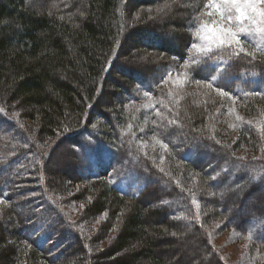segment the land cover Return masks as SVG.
Returning a JSON list of instances; mask_svg holds the SVG:
<instances>
[{"label":"trees","instance_id":"1","mask_svg":"<svg viewBox=\"0 0 264 264\" xmlns=\"http://www.w3.org/2000/svg\"><path fill=\"white\" fill-rule=\"evenodd\" d=\"M52 1L0 0V121L8 128L0 132V264H172L160 253L164 242L185 232L211 253L194 201L207 220L248 237L264 262V158L237 153L264 146V45L189 50L198 40L192 24L207 18L204 0L194 1L185 25L158 23L162 0H58L50 8ZM170 26L177 48L159 36ZM156 36L162 41L152 42ZM127 44L144 51L140 62ZM181 67L189 83L163 82L185 74ZM143 94L152 102L135 105ZM233 98L239 115L223 113ZM55 134L36 152L31 140ZM60 143L85 170L68 178L79 186L72 199L84 203L78 220L51 194L62 183L52 189L38 165ZM102 214L98 232L85 236L81 225ZM113 230L107 246L92 251Z\"/></svg>","mask_w":264,"mask_h":264},{"label":"rangeland","instance_id":"2","mask_svg":"<svg viewBox=\"0 0 264 264\" xmlns=\"http://www.w3.org/2000/svg\"><path fill=\"white\" fill-rule=\"evenodd\" d=\"M58 0H53L51 5L49 6L54 7L56 5V2ZM164 1V2H163ZM195 0H162L160 2V5H158V8L156 10V19L159 24L163 22H173L175 18L180 19L183 23L186 21L185 14L186 12L192 11V7L194 5ZM204 3L207 5V18H203V21H201L200 25L198 24L195 26V23L192 24V29H190V32L194 33V35L198 38L197 42H190L191 44L195 43L198 48L201 49H218L221 51V54L228 51L230 48H235L237 51L242 50H257L259 46L264 45V35L256 34L255 28L252 29L251 33L241 34L240 43H236L233 41L230 45L225 44L223 46L219 45L218 39L216 37L218 36V32L213 29V24H215V28L218 29L221 25H227L228 22L223 17H221L217 11H216V5L213 4L212 0H204ZM63 7H67V2H64L62 5ZM211 13V15H209ZM204 17V15H203ZM204 19H206L204 21ZM184 23V25H185ZM169 24V23H168ZM167 24V25H168ZM250 22L244 21L239 27H244L247 29L249 27ZM233 30H236L237 26L235 24L232 25ZM178 33V30L170 26L167 28L165 32L160 33V37H162L165 41L170 43L173 48H177V38L176 35ZM154 37L151 39V41L157 43L158 41H162L160 37ZM139 40L141 41V36H139ZM126 46H131L127 44ZM189 46V47H190ZM251 48H250V47ZM132 48V46H131ZM242 49V50H241ZM193 51L198 52L199 54H202L204 52L198 51L196 48L191 49ZM132 51L136 54L134 63H138L140 58L142 56L141 53H144V51H141L140 49L132 48ZM123 58V56H121ZM109 60L107 61V63ZM140 62V61H139ZM108 66V64H107ZM109 67V66H108ZM182 69V73H185V71ZM117 71L118 68L116 69ZM189 79L187 74H168L165 76L163 82L167 83L171 86H177L180 84L185 85L186 82ZM197 88L202 90L205 93H208L210 95V92L208 91L209 86L206 83H198L194 84ZM213 90V89H211ZM143 94V98L140 100H137L134 102L135 105L138 106H146L149 105L152 102V99L150 95ZM105 102V99H103ZM102 100V102H103ZM101 102V103H102ZM239 100L233 98L231 101V110L228 112L223 113H230L239 115L238 112V106ZM15 109V108H14ZM13 109V110H14ZM15 111H13V116L16 117V114H14ZM17 113V112H16ZM250 119H247L249 123L256 124L257 126L260 125V120L253 117H249ZM27 125V124H26ZM92 126V124H91ZM214 127H217L214 126ZM8 130L6 123L0 121V132L4 133ZM32 134V131H30V135ZM34 135V134H33ZM59 134H55L53 136H43L40 137L37 141H33V147L36 150V152H42L46 150V148L55 140L56 137ZM55 143V142H54ZM264 146H257L254 148H243L239 150L237 153H239L242 157H263L264 158ZM71 147H69V144L60 143L54 151L50 154V157L48 161L46 162V165H42V163L38 164L39 168H43L46 172V176L49 178V182L51 183L52 189H55L56 186H58V183H62L59 185L60 190H52L51 194L54 196V198L58 202H62L64 205V209L69 213V217L72 220H78L80 213L84 207V203L81 201L73 200L72 195L75 193L76 189L78 190L79 186L70 184V181H68V178L73 177L74 175L77 176L78 172L85 173V170L82 169L79 166V161L81 158H77L76 154L73 153V151H70ZM72 150V149H71ZM159 153L160 150H157ZM207 156V155H206ZM96 172L95 175H100L103 172L99 169V167L93 166V172ZM6 173V172H5ZM106 173V171H105ZM108 173V172H107ZM119 173V172H118ZM2 175H4L2 173ZM1 176V172H0ZM38 176V175H37ZM63 176L62 178H60ZM26 181L28 187H31V189L35 190L37 187V182H34L33 184H30V181H36V173H31L28 176H26ZM121 177V178H120ZM53 179V180H52ZM55 181V182H54ZM118 182H128L129 179L123 178L122 175L117 177ZM1 182V181H0ZM230 186V183H227L226 187ZM122 189L126 188V184L122 183L120 185ZM225 187V185H224ZM225 190V189H224ZM35 194H32V197H34ZM239 204L242 207L243 211H247L250 209L249 203H243L239 202ZM194 207V218L199 223L201 230L203 231L204 237L209 243L208 249H211V253L209 251L203 252L201 249L203 248L202 245L199 244V237L196 235L190 236L187 234V232L182 233L184 236H179L175 238V240H171L170 242H164L165 245L163 247L164 252H160L162 255L164 253L167 260L171 261L172 264H264L261 257L262 255L257 256L258 252L257 250H254L250 246V240L248 237H245L243 235L238 234L232 229H225L223 227V221L221 219H206V207H202V205L196 201L193 202ZM264 210V207H262ZM49 213H43V216L45 218H50L54 220L53 217L49 216ZM107 218V214H102L98 216L94 222L88 225H81V231L85 233V236L88 238L92 237L95 233L98 232L99 225ZM206 219V221H204ZM237 219V218H236ZM115 230L110 233L109 239L102 241L99 240L97 242H93L91 245L92 251H95V253L102 251L108 244V242L111 240L110 238L115 234ZM194 237V238H193ZM204 238V239H205ZM195 240V241H194ZM213 255V259L212 256ZM216 258V259H214ZM172 259H175L172 261ZM146 264V263H142Z\"/></svg>","mask_w":264,"mask_h":264},{"label":"snow or ice","instance_id":"3","mask_svg":"<svg viewBox=\"0 0 264 264\" xmlns=\"http://www.w3.org/2000/svg\"><path fill=\"white\" fill-rule=\"evenodd\" d=\"M212 2L216 5L217 13L228 22L227 25H221L218 29L213 24V29L219 33L216 39L220 46L230 45L233 41L240 43L241 34L251 33L253 28L256 34L264 35V0H212ZM244 21L250 22L247 29L239 27ZM233 24L237 26L236 30H233ZM193 48L205 54L211 51L210 48L207 50L198 48L195 43L191 44L189 50ZM197 69L203 70L199 62H197Z\"/></svg>","mask_w":264,"mask_h":264}]
</instances>
